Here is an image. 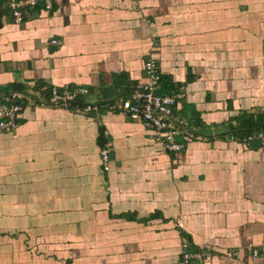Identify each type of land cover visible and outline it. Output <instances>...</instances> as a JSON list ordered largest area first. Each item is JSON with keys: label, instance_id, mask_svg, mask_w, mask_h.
<instances>
[{"label": "crops", "instance_id": "obj_1", "mask_svg": "<svg viewBox=\"0 0 264 264\" xmlns=\"http://www.w3.org/2000/svg\"><path fill=\"white\" fill-rule=\"evenodd\" d=\"M149 57L203 136L177 153L120 110ZM52 87L97 109L21 100L0 132V264H264V148L231 131L264 126V0H53L19 25L0 0V96Z\"/></svg>", "mask_w": 264, "mask_h": 264}, {"label": "built area", "instance_id": "obj_2", "mask_svg": "<svg viewBox=\"0 0 264 264\" xmlns=\"http://www.w3.org/2000/svg\"><path fill=\"white\" fill-rule=\"evenodd\" d=\"M8 9L13 22L21 24L28 13L49 12L53 7V0H6ZM55 44L56 41H52ZM144 83L139 84L134 92L125 97L120 103V110L132 122H141L153 136L154 141L163 150L169 152H180L185 146L203 140L189 123L173 109L177 103L183 99L181 92H175L170 96H164L159 91L161 77L158 67L152 58H146L143 63ZM82 92H85L82 90ZM77 92L55 87L50 89L48 97L23 92H12L6 96H0V132H7L15 128L22 117L23 105L21 100L26 102H37L42 106L51 108L73 109L75 112L87 114L96 111V107L86 105L82 108L75 107ZM74 106V107H72ZM261 141L264 148V132L256 136ZM254 136L245 138L242 143H247L254 139ZM100 157L105 171L108 170L109 151L107 148L100 150ZM182 262L189 264L191 261H201L204 259L202 253H194L190 250L188 243H183ZM256 256V251H253Z\"/></svg>", "mask_w": 264, "mask_h": 264}, {"label": "trees", "instance_id": "obj_3", "mask_svg": "<svg viewBox=\"0 0 264 264\" xmlns=\"http://www.w3.org/2000/svg\"><path fill=\"white\" fill-rule=\"evenodd\" d=\"M2 2H6V0H2ZM7 9V8H6ZM8 10V9H7ZM20 90H13V92H19ZM9 93L12 92H7L4 95H9ZM48 97V95H47ZM76 100V99H75ZM75 107L81 108V106H78L76 102L74 103ZM72 106V107H74ZM232 133L236 136V138L242 142L245 138H248L252 136L253 134H258L260 132H264V126L260 123H255L252 124L251 121L245 120L243 122H240V125L238 127H233L231 129Z\"/></svg>", "mask_w": 264, "mask_h": 264}, {"label": "water", "instance_id": "obj_4", "mask_svg": "<svg viewBox=\"0 0 264 264\" xmlns=\"http://www.w3.org/2000/svg\"><path fill=\"white\" fill-rule=\"evenodd\" d=\"M157 94H160V92L158 91ZM256 143H257L258 145H261V141H260V139L257 138V139H255V140H252L249 144H250V146H252V144L255 145Z\"/></svg>", "mask_w": 264, "mask_h": 264}]
</instances>
